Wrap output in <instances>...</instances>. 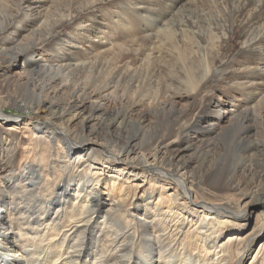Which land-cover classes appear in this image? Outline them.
Masks as SVG:
<instances>
[{"label":"bare ground","instance_id":"1","mask_svg":"<svg viewBox=\"0 0 264 264\" xmlns=\"http://www.w3.org/2000/svg\"><path fill=\"white\" fill-rule=\"evenodd\" d=\"M0 26V264H264V0H0Z\"/></svg>","mask_w":264,"mask_h":264},{"label":"rangeland","instance_id":"2","mask_svg":"<svg viewBox=\"0 0 264 264\" xmlns=\"http://www.w3.org/2000/svg\"><path fill=\"white\" fill-rule=\"evenodd\" d=\"M3 12L5 13V11L3 10L1 14H3ZM3 16H4V15H3ZM0 27H1V26H0ZM5 114L8 115V116H10V117H24V116L29 115L30 113L27 112V111H21V110H18V109H16V108H15V109H14V108H11V109H6V110H5ZM148 135H149V136H148ZM144 138H145V139H143L144 142L148 141L149 138H150V134L145 135ZM146 138H147V139H146ZM76 151H78V150H76ZM184 159L187 160V157H184ZM174 188H175V187H174ZM105 204H106V203L103 204V208H105ZM255 206H256V205H253V206L251 205V206L249 207V210H250V212H251V214H250V219H249V226H250V227H252V226L255 224V222L257 221V214H258V213H257V211H256ZM242 222H243V221H242ZM246 222H247V221H246ZM246 222H243V223H246ZM243 223H242V224H243ZM244 225H245V224H244ZM95 235H96L97 237L99 236L98 233H95ZM254 236H255V235H254ZM263 241H264V229H263V233H262L261 237L253 242L254 244H253L251 250H253V252H254V251L258 248L259 244L264 243ZM244 263L249 264L248 260L245 261Z\"/></svg>","mask_w":264,"mask_h":264}]
</instances>
